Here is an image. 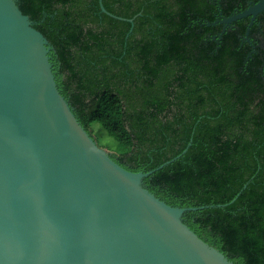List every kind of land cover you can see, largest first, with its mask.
Returning a JSON list of instances; mask_svg holds the SVG:
<instances>
[{"label": "trees", "instance_id": "1", "mask_svg": "<svg viewBox=\"0 0 264 264\" xmlns=\"http://www.w3.org/2000/svg\"><path fill=\"white\" fill-rule=\"evenodd\" d=\"M16 3L50 42L78 121L114 140L111 158L146 173L179 157L144 187L172 207L213 206L184 223L234 264H264V63L243 19L220 39L214 0H103L125 20L99 0Z\"/></svg>", "mask_w": 264, "mask_h": 264}, {"label": "water", "instance_id": "2", "mask_svg": "<svg viewBox=\"0 0 264 264\" xmlns=\"http://www.w3.org/2000/svg\"><path fill=\"white\" fill-rule=\"evenodd\" d=\"M263 10L222 20V34ZM51 50L0 0V264H234L184 223L213 206L172 207L144 187L179 157L146 173L116 163L59 92Z\"/></svg>", "mask_w": 264, "mask_h": 264}, {"label": "flooded vegetation", "instance_id": "3", "mask_svg": "<svg viewBox=\"0 0 264 264\" xmlns=\"http://www.w3.org/2000/svg\"><path fill=\"white\" fill-rule=\"evenodd\" d=\"M261 0H248L246 7L239 11V5H237L238 1L237 0H214V4L216 6V11H214L213 16L217 19L214 23L217 24H222L221 21L225 20L227 18H230L232 16H235L237 14L243 13L244 11H247L251 7H254L257 5ZM233 4V9L231 12V15L228 17L224 16V11L223 10H228V7ZM243 24L245 25L246 29V34L244 36L243 42L250 44V46L253 48L252 53L254 52L255 48L260 47L261 51V58L264 63V10L261 11L253 20L252 16L246 17L243 19ZM235 23V22H234ZM233 23V24H234ZM216 24V25H217ZM233 24L228 26V28H232ZM222 32L224 30V24ZM222 32L218 36L221 39ZM216 37V36H215ZM251 53V54H252Z\"/></svg>", "mask_w": 264, "mask_h": 264}, {"label": "rangeland", "instance_id": "4", "mask_svg": "<svg viewBox=\"0 0 264 264\" xmlns=\"http://www.w3.org/2000/svg\"><path fill=\"white\" fill-rule=\"evenodd\" d=\"M93 128L95 131V135L93 134L92 136L95 138L101 148H104L109 151V149L106 147V144H114V140L106 133V131L100 128V125L95 124ZM98 130H100V132H98Z\"/></svg>", "mask_w": 264, "mask_h": 264}]
</instances>
